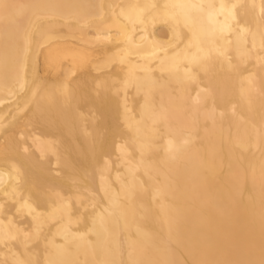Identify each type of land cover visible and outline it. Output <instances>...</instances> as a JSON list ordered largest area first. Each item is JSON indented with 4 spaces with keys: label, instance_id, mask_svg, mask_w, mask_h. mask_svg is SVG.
I'll list each match as a JSON object with an SVG mask.
<instances>
[{
    "label": "bare ground",
    "instance_id": "6f19581e",
    "mask_svg": "<svg viewBox=\"0 0 264 264\" xmlns=\"http://www.w3.org/2000/svg\"><path fill=\"white\" fill-rule=\"evenodd\" d=\"M0 264H264V0H0Z\"/></svg>",
    "mask_w": 264,
    "mask_h": 264
}]
</instances>
